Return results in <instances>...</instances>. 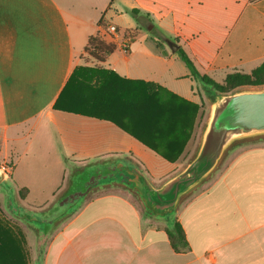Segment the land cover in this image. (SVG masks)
Listing matches in <instances>:
<instances>
[{
	"label": "crops",
	"instance_id": "obj_1",
	"mask_svg": "<svg viewBox=\"0 0 264 264\" xmlns=\"http://www.w3.org/2000/svg\"><path fill=\"white\" fill-rule=\"evenodd\" d=\"M85 4L88 13H81ZM92 36L116 46L101 68L157 86L156 100L138 106L131 128L143 143L106 119L53 108L73 70L84 65ZM179 49L215 83L250 74L264 61V0H0V131L16 133L11 144L0 142V159L12 163L13 189L26 190L17 199L20 211H47L70 172L87 165H134L158 186L186 164L210 105ZM126 114L115 110L111 118L125 123ZM21 128L30 136L22 135L16 157ZM30 146L59 151L56 176H38V185L15 170ZM101 188L46 232L36 224L37 234L19 227L28 264H264V140L234 146L167 217L144 214L125 188ZM175 222L186 242L178 250L167 235Z\"/></svg>",
	"mask_w": 264,
	"mask_h": 264
},
{
	"label": "trees",
	"instance_id": "obj_2",
	"mask_svg": "<svg viewBox=\"0 0 264 264\" xmlns=\"http://www.w3.org/2000/svg\"><path fill=\"white\" fill-rule=\"evenodd\" d=\"M132 13L136 12L133 11ZM115 49L116 46L113 43H106L98 36L90 37L84 48V53L93 60L92 65H79L73 70L53 108L77 115L106 119L128 135L141 141L131 129L135 125L136 110L143 103L156 100L157 94L155 91L157 86L151 83L128 81L110 70L101 68L100 64ZM177 53L191 76L206 87L208 94H227L243 87L257 88L264 86V61L250 74H230L226 76L222 84H218L207 76L199 74L182 50L179 49ZM123 108L127 111L125 115L126 122H116L111 116L115 110L118 111ZM149 148L156 151L155 148ZM94 167L105 168L106 166L91 165L86 167V170L90 172ZM113 172L117 171L114 169ZM80 175L82 173H79V169H76L70 176L69 181L74 182ZM125 183L128 184L127 181ZM25 194L26 190L24 189L18 191L20 199H23ZM85 194L72 193L70 187L68 196L60 202H54L47 211L41 213L35 224L42 228L43 232H46L47 229L53 226L55 221H60L63 217L75 211L83 202ZM146 215L153 217L148 212ZM167 235L174 250L185 247V238L178 223L175 222L172 225L167 231ZM25 245L26 242L20 230L0 218V264H28Z\"/></svg>",
	"mask_w": 264,
	"mask_h": 264
},
{
	"label": "water",
	"instance_id": "obj_3",
	"mask_svg": "<svg viewBox=\"0 0 264 264\" xmlns=\"http://www.w3.org/2000/svg\"><path fill=\"white\" fill-rule=\"evenodd\" d=\"M170 49L176 51L172 44ZM208 101L210 107L196 150L177 173L156 186L136 166L119 163L114 165L115 170L124 172L130 185L114 182L106 186H120L137 195L143 208L155 218L171 215L185 196L215 172L229 150L242 142L264 139V87L210 93ZM91 165L78 168L86 180L91 176L86 167ZM72 184L69 181L57 202L68 196ZM81 192H85L83 187ZM24 215L29 219L28 213Z\"/></svg>",
	"mask_w": 264,
	"mask_h": 264
},
{
	"label": "rangeland",
	"instance_id": "obj_4",
	"mask_svg": "<svg viewBox=\"0 0 264 264\" xmlns=\"http://www.w3.org/2000/svg\"><path fill=\"white\" fill-rule=\"evenodd\" d=\"M80 11L81 13H83V11L88 13L87 4H85L81 8ZM96 14L97 15L99 14V18L101 17V19L104 17V14L102 11L101 12L97 11L95 12V15ZM104 22L106 23V25H109L108 20L107 21L104 20ZM92 61L93 60L90 57H88V55L86 54L82 55V62L84 64H91ZM243 88H251V87H243ZM243 88H240V89H243ZM257 88H261V87H257ZM207 115H208V112H207ZM207 115H206V118H207ZM15 134H16L15 131H7V132L0 131V142L6 138L8 141V144L9 143L11 144L12 142L10 141L12 140ZM17 135L19 139L23 142V144H21V142L19 143L21 147L17 150L18 154L16 157L20 156V153L24 150L25 143L21 139L22 135L29 137L30 133L29 132L27 133V130H25V128H21V130H19ZM260 140H264V139H260ZM58 153L59 151H55L54 149L52 150L51 149L50 150L38 149L36 146H30L26 149V156L23 157L17 164V167H16L17 169H15L16 174L26 175L27 181H29L31 185L33 184L38 185L37 181L35 180L38 176L40 177L42 176L43 178H45V176L46 177L56 176L55 170L57 166L55 164L54 156H56ZM59 159L63 163V167L64 168L67 167L66 161L63 159V157H61V154L59 155ZM1 165L5 166L6 168H9L11 175L9 176L7 180L4 179L2 176H0V218L6 221L7 223L11 224L12 226H15L18 229L19 227H22L23 229L28 227L30 230H34V232L37 234V232H39L40 230L38 227L34 225V221L30 222V219L32 217H29V219H27L24 215L25 212H22L18 209L19 207H18L17 199H19V197L17 196V194L19 190L13 189V183H14L13 179L14 178H11L12 173H13L12 163L8 161V159L6 160L0 159V166ZM114 169L115 167H107V168H97V167L95 168L94 167L92 168L90 171V174H91L90 178L88 180H85L83 184V188L85 190L84 193H86L85 195L89 193H91V195L99 193L103 191L101 187H110V186H106L107 184H111L114 182H118V183L124 182L125 183V181L128 179L126 174L123 172H119V171L113 172ZM73 172L71 171L69 175L71 176ZM70 176L68 178V181L66 182V186L64 187V190L69 185ZM116 187H119V186H116ZM80 193H83V192H79V194ZM134 197L137 201L140 202L137 195H134ZM143 213L144 214L147 213L145 209H143ZM40 215L41 214H31L30 216H33V218L38 220V217ZM29 229L25 230V235H27V237L29 238V242L32 243L33 234L31 231H28Z\"/></svg>",
	"mask_w": 264,
	"mask_h": 264
},
{
	"label": "built area",
	"instance_id": "obj_5",
	"mask_svg": "<svg viewBox=\"0 0 264 264\" xmlns=\"http://www.w3.org/2000/svg\"><path fill=\"white\" fill-rule=\"evenodd\" d=\"M107 32L110 33L111 35H114L116 34V28L115 26L113 25H109L107 27ZM130 42V38H126L124 39V41L121 43V49L124 51V52H127L128 50V44ZM11 175L10 171H9V168H6L5 166H0V176H2L4 179H8L9 176Z\"/></svg>",
	"mask_w": 264,
	"mask_h": 264
},
{
	"label": "flooded vegetation",
	"instance_id": "obj_6",
	"mask_svg": "<svg viewBox=\"0 0 264 264\" xmlns=\"http://www.w3.org/2000/svg\"><path fill=\"white\" fill-rule=\"evenodd\" d=\"M86 178H87L86 175H80V176H78L74 180L73 184L71 185V192L72 193L75 192V193L79 194V192H81V190H82V187H83V184H84V181L86 180ZM31 221H34V224H35V222L37 221V219L33 218V216H32V218L30 219V222Z\"/></svg>",
	"mask_w": 264,
	"mask_h": 264
}]
</instances>
